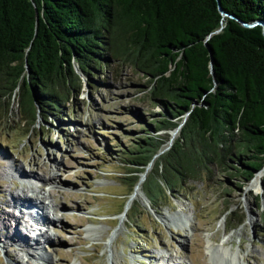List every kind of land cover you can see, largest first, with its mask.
Wrapping results in <instances>:
<instances>
[{"label":"trees","instance_id":"1","mask_svg":"<svg viewBox=\"0 0 264 264\" xmlns=\"http://www.w3.org/2000/svg\"><path fill=\"white\" fill-rule=\"evenodd\" d=\"M263 23L264 0H0V122L14 99L29 131L60 119L92 74L129 65L160 111L120 154L125 196L145 171L155 211L213 168L249 185L264 168Z\"/></svg>","mask_w":264,"mask_h":264},{"label":"rangeland","instance_id":"2","mask_svg":"<svg viewBox=\"0 0 264 264\" xmlns=\"http://www.w3.org/2000/svg\"><path fill=\"white\" fill-rule=\"evenodd\" d=\"M145 84L136 69L109 62L69 95L60 119L39 118L32 131L19 124L12 101V123L0 122V224L10 214L26 220L19 221L25 229L17 225L33 247L20 250L0 231V264H233L222 247L239 264H264V170L259 183L241 186L213 168L170 198L159 196L157 211L141 184L126 209L120 154L160 111ZM25 195L34 205L29 212L11 200ZM124 200L126 216L119 213Z\"/></svg>","mask_w":264,"mask_h":264},{"label":"bare ground","instance_id":"3","mask_svg":"<svg viewBox=\"0 0 264 264\" xmlns=\"http://www.w3.org/2000/svg\"><path fill=\"white\" fill-rule=\"evenodd\" d=\"M176 135V134H175ZM175 135H174V137H175ZM264 170V169H263ZM261 172V171H260ZM259 172V173H260ZM260 178V177H259ZM254 181V184L256 183H259V180H258V175L256 176V178H255V180H253ZM252 181V182H253ZM142 182L143 181H141V182H139V184H138V186H137V189H136V195L134 194V198L140 193V191H141V184H142ZM27 194V193H26ZM42 198L43 197H41L40 198V200L42 201V202H44V200H42ZM134 198H132L131 200H130V202H128V207L126 208L127 210H128V208H129V206H130V204H131V202H132V200L134 199ZM11 200H13V203H14V205L17 207L18 205H19V203H20V201H22L21 203L23 204V207H25V209H26V212H29V211H31V209L33 208V206L31 207V205H32V203L33 202H31V199H30V197H28V195H25L24 196V198H23V200H16L15 198H13V199H11ZM9 203L10 202H12V201H8ZM11 213V212H10ZM127 215V212H126V210H125V214H124V216H126ZM9 221L8 222H3L2 221V219H1V221L3 222V223H1L0 224V231H1V234L4 236V238H5V240H6V242L7 243H9V244H14L16 247H18V249H20L21 250V248L22 249H28V248H31V247H33L31 244H30V240H29V238L27 237V235H26V233L27 232H24L20 227H23L24 228V226H22V225H20V222H22V221H26V220H24L23 218H20V217H15L14 215H12V214H10L9 216ZM42 217H43V215L41 216H39V218H38V220L40 221V222H42L41 221V219H42ZM52 220V221H51ZM11 221H14L15 223H16V227L14 228V229H12V228H10L9 226H10V222ZM20 221V222H19ZM43 223H46V222H56V219L55 218H53V219H48V218H43ZM19 222V223H18ZM17 223L20 225V227L17 225ZM26 223H28V222H26ZM4 224V225H3ZM28 226H32V225H30V224H28ZM27 228V227H26ZM32 228V227H31ZM25 229V228H24ZM27 230H30L29 228H27ZM46 240L47 241H52V237H51V235L50 234H47L46 233ZM35 244H37V243H35ZM12 247H13V249L15 248L13 245H12ZM18 251V250H17ZM221 252H224V254H229V258H231V260H232V262H233V264H239V260H238V256L234 253V252H231V250H228L227 248H221V250H220ZM18 253V252H17ZM214 253H212V255H213ZM18 257H19V255H18ZM13 261V260H12ZM15 262V261H14Z\"/></svg>","mask_w":264,"mask_h":264},{"label":"water","instance_id":"4","mask_svg":"<svg viewBox=\"0 0 264 264\" xmlns=\"http://www.w3.org/2000/svg\"><path fill=\"white\" fill-rule=\"evenodd\" d=\"M220 10H221V12H222L223 14H226V12H225L221 7H220ZM257 23H258V22H253V23H251V24H246V23H244V25H247V26H253V25H256ZM263 30H264V23H263ZM180 126H181V124H180L176 129L172 130L173 132L171 133V138H170V140L168 141L167 145L162 149V151L165 150V149H167V148H169V146L172 144V141H173V139H174V135H175V133H178V132H179ZM263 169H264V168H263ZM263 169H262V170H263ZM145 174H146V171H145L144 173L141 174L140 179H139L138 183L136 184V186L134 187V191H133V193L130 194L128 201H130V200L134 197V194L136 193L137 186H138L139 182H141L142 180H144V178H145ZM261 185H262V182H261ZM126 207H127V203H126ZM126 207H125V208H126ZM125 208H124V211L122 212L123 214H124V212H125Z\"/></svg>","mask_w":264,"mask_h":264}]
</instances>
